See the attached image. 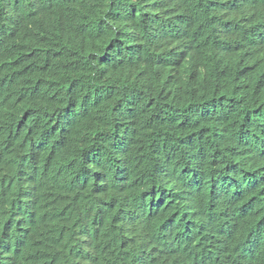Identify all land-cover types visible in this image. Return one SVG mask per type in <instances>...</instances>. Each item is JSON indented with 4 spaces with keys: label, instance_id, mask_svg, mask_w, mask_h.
<instances>
[{
    "label": "trees",
    "instance_id": "16d2710c",
    "mask_svg": "<svg viewBox=\"0 0 264 264\" xmlns=\"http://www.w3.org/2000/svg\"><path fill=\"white\" fill-rule=\"evenodd\" d=\"M157 1L194 37V51L181 58L182 85L171 52L161 51L168 40L180 36V26L159 14L147 18L142 0H40L22 38L7 44L14 53L40 47L45 50L41 64L63 70L60 93L36 106L33 123L14 133L23 137L39 124L47 125L45 152L52 149L49 139L58 138L52 153L54 174L42 187L40 200L68 206L69 220L61 229L68 261L79 240L93 237L87 233L99 245L119 230L111 205L124 180L136 183L122 200L127 215L143 216L150 209L166 217L175 205L166 188L176 185L197 195V208L209 226L235 217L226 230L237 237L216 264L243 253L264 230V147L258 145L264 139V19L255 23L264 16V0H256L242 17L245 5L232 8L227 0ZM67 21L64 33L56 30ZM253 27L246 49L254 54L250 58L243 45ZM146 28L150 36L163 38L152 44L144 36ZM138 35L137 58L109 68L98 59L95 74L86 72L91 60ZM16 79L4 74L5 81ZM64 123L69 127L63 129ZM174 131L179 144L169 153ZM244 153L258 170L247 182L252 188L241 192L225 182L223 173L226 167L243 172ZM0 201L17 206L13 190L5 186Z\"/></svg>",
    "mask_w": 264,
    "mask_h": 264
},
{
    "label": "clouds",
    "instance_id": "9594fccd",
    "mask_svg": "<svg viewBox=\"0 0 264 264\" xmlns=\"http://www.w3.org/2000/svg\"><path fill=\"white\" fill-rule=\"evenodd\" d=\"M142 1L147 18L159 14L170 24L180 26V36L168 40L161 51L171 52L176 62L174 72L182 85L185 76L181 58L185 60L194 51V37L180 25L170 9V15L163 9L162 3L157 0ZM227 1L232 8L245 5L242 17L251 10L256 0ZM39 2L6 0L3 3L0 0V41L5 40L0 45V190L2 186L11 188L17 197V206L0 201V264H107L117 259H122L124 264H216L215 259L220 258L237 237L234 232L226 230L227 224L233 222L235 217L220 222L216 225L218 227L209 226L207 217L197 208V195L176 185L166 188L174 196L175 203L169 208L166 217L156 216L155 212H149L150 209L143 216L127 215L128 211H122L124 193L136 185L128 180L119 184L111 205L118 215L114 221L118 223L119 230L104 237L99 245L94 234L87 233L88 237H93L86 242L79 240L73 258L70 261L66 259L62 249L66 237L63 238L61 229L69 220L68 206L64 209L59 201L40 200L42 187L51 181L54 174L52 153L57 150L58 138L49 139L52 149L45 152L47 125L39 124L35 129L26 131L23 137L14 133L28 128L36 117L34 108L48 104L54 95L60 93L58 88L64 87L61 83L62 67L41 64L44 49L31 45L14 53L7 46L10 40L22 38L24 27ZM125 8L122 6V13ZM261 19L264 16H259L255 23ZM68 26L67 21L64 27L56 30L64 33ZM237 30L241 33L240 24ZM255 30L253 27L243 45L250 58L254 54L248 53L246 49L249 36ZM143 33L152 44L163 38V34L150 36L147 28ZM140 39L142 36L138 35L123 40L109 52L91 60L86 72L95 74L98 59V63L109 68L137 58ZM2 71H5L6 77L18 76V79L5 81L4 76L1 77ZM68 127L64 123L63 129ZM178 140L177 132H171L169 153L176 152ZM258 141V145L264 147V139ZM242 158L245 163L243 172L226 167L223 173L225 182L233 184L241 192L252 188L247 182L253 171L258 170L251 156L244 153ZM152 236L158 238L153 240ZM18 241L24 243L19 248ZM225 264H264V230L252 238L243 253Z\"/></svg>",
    "mask_w": 264,
    "mask_h": 264
},
{
    "label": "bare ground",
    "instance_id": "6f19581e",
    "mask_svg": "<svg viewBox=\"0 0 264 264\" xmlns=\"http://www.w3.org/2000/svg\"><path fill=\"white\" fill-rule=\"evenodd\" d=\"M24 243L22 241H18L17 245H18V248L23 245ZM14 256V254L12 255V257ZM20 259V258H19Z\"/></svg>",
    "mask_w": 264,
    "mask_h": 264
},
{
    "label": "water",
    "instance_id": "95a60500",
    "mask_svg": "<svg viewBox=\"0 0 264 264\" xmlns=\"http://www.w3.org/2000/svg\"><path fill=\"white\" fill-rule=\"evenodd\" d=\"M4 74H5V71H2L1 77H3V76H4Z\"/></svg>",
    "mask_w": 264,
    "mask_h": 264
}]
</instances>
